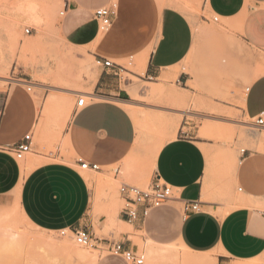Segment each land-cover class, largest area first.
Masks as SVG:
<instances>
[{
  "label": "crops",
  "instance_id": "crops-1",
  "mask_svg": "<svg viewBox=\"0 0 264 264\" xmlns=\"http://www.w3.org/2000/svg\"><path fill=\"white\" fill-rule=\"evenodd\" d=\"M110 3L116 4L117 15L110 31L102 34L94 12ZM207 3L214 15L239 28L244 42L264 51V0ZM62 16L59 32L67 48L85 51L97 61L110 59L122 69L100 65L95 81L88 87L86 107L75 108L66 132L74 164L38 165L34 157L28 172L3 149L19 143L29 133H33L34 140L40 110L24 85H0V213L18 207L23 219L40 230L86 229L95 235L99 185L86 179L79 161L97 164L101 170L96 173L108 175L110 168L123 165L137 154L140 135L139 116L122 77L128 70L119 61L126 60L132 66L136 58H141L142 72L133 73L141 81L171 75L190 54L194 34L182 12L162 6L159 0H65ZM24 72L20 79L30 82ZM126 104L136 113L124 108ZM262 113L264 74L248 88L243 108L244 117L253 124ZM261 129L264 131V127ZM255 139L264 145L262 137ZM38 148L33 142V153L41 158ZM156 156L152 178L158 173L173 187V204L153 210L144 224L163 228L168 219H174L179 243L193 254H210L218 264L264 258V152L216 149L213 144L179 134ZM119 175L120 169L115 181ZM247 200H254L256 205L240 206ZM186 201L200 203V211L185 214ZM119 218L126 222L121 212ZM104 221L103 217L98 219L99 223ZM92 258L90 253L87 264Z\"/></svg>",
  "mask_w": 264,
  "mask_h": 264
},
{
  "label": "rangeland",
  "instance_id": "rangeland-1",
  "mask_svg": "<svg viewBox=\"0 0 264 264\" xmlns=\"http://www.w3.org/2000/svg\"><path fill=\"white\" fill-rule=\"evenodd\" d=\"M159 1L162 6L175 7L190 21L194 34L191 52L175 68V73L171 72L174 76L171 78L165 74L141 81L133 75L142 72L141 58H136L132 66L126 60L119 61L127 67L128 72L122 77L129 86L131 103L139 116L141 128H138L142 130L138 129L141 135L137 154L123 165L110 168L108 175L80 171L90 183H99L94 209L96 238L125 241L144 255L145 264H150L148 250L152 248L161 251L160 264H182L184 254L191 259L205 256L182 249L172 218L163 228L149 227L143 222L122 225L119 214L124 202L120 186L128 184L145 189L154 173L160 142L165 140V145L179 134L213 144L216 149L264 152V145L255 139L262 137L264 142V131L243 115L247 89L264 74V51L244 42L239 28L229 21L221 18L215 21L217 16L210 11L208 0ZM30 5L36 11L32 16L25 12ZM64 7L65 0H0V85L19 84L24 70L29 75L30 93L41 115L34 138L41 158L32 152L20 161L27 172L34 157L38 165L74 164L66 132L77 101L86 97L88 87L99 73L100 65L93 56L70 50L63 43L59 26ZM33 16L40 17L38 22ZM27 29L33 33L26 34ZM119 169V179L115 181ZM171 201L167 205L173 204ZM255 205L250 200L240 203V206ZM0 214V264H87L90 253L95 256L96 264H127L121 258L78 246L71 233L61 236L29 225L17 207ZM100 217L104 223L98 222ZM173 252L179 255L178 261ZM209 264L218 262L211 258ZM232 264H264V258Z\"/></svg>",
  "mask_w": 264,
  "mask_h": 264
},
{
  "label": "built area",
  "instance_id": "built-area-1",
  "mask_svg": "<svg viewBox=\"0 0 264 264\" xmlns=\"http://www.w3.org/2000/svg\"><path fill=\"white\" fill-rule=\"evenodd\" d=\"M64 13V12H63ZM62 13V15H63ZM117 15V6L115 3L100 8L94 12V18L99 24V30L106 33L113 25L114 18ZM218 21V17H215ZM31 29L26 30V34L30 35ZM99 65L105 69H111L116 64L110 59H100L97 61ZM22 85L27 87V91H32V83L28 81H19ZM248 90V89H247ZM87 105V97H82L77 101L76 108H84ZM255 126L264 127V113L259 115L255 120ZM33 133H29L22 141L15 145L4 147V151L12 153L18 161H22L25 157L33 152ZM82 170L100 171L101 167L97 164H91L84 161H79ZM122 201L124 202L121 209V218L129 224L141 223L149 217L151 212L155 209L165 207L174 198V189L167 184L156 173L152 178L150 184L145 188L122 184L119 189ZM183 211L185 214H192L200 211V203L193 201H186L183 204ZM58 233L61 236L72 234L74 242L85 249L97 250L107 256H114L123 259L127 264H145V257L140 254L138 250L127 247L121 241L98 239L86 229H78L74 231L60 230Z\"/></svg>",
  "mask_w": 264,
  "mask_h": 264
},
{
  "label": "bare ground",
  "instance_id": "bare-ground-1",
  "mask_svg": "<svg viewBox=\"0 0 264 264\" xmlns=\"http://www.w3.org/2000/svg\"><path fill=\"white\" fill-rule=\"evenodd\" d=\"M26 13H28V15H30V16H32L33 14H35L36 13V11H35V7L34 6H28L27 8H26V11H25ZM34 17V19L38 22V20L40 19V17H38V16H33ZM219 18V17H218ZM111 29V28H110ZM110 31V30H109ZM103 34V33H102ZM142 67H143V65H142ZM138 71H139V69H137ZM140 72V71H139ZM174 73H175V71H174ZM167 74V73H166ZM168 76H170V78H171V76H173L172 74L171 75H168ZM174 77V76H173ZM169 78V77H168ZM9 81V80H8ZM19 82V81H18ZM20 83V82H19ZM20 84H22V82L20 83ZM127 106V109L128 110H132L130 107H131V105H124V108ZM128 106H129V108H128ZM127 110V111H128ZM45 111V110H44ZM133 112H134V110H132ZM46 112H48L47 110H46ZM129 112V111H128ZM132 112V113H133ZM130 113V112H129ZM136 112H134V114H135ZM135 116V115H134ZM138 117V116H137ZM175 122V121H174ZM140 124H141V122H140ZM172 124V123H171ZM174 124V123H173ZM175 125V124H174ZM173 126V125H172ZM137 127H139V128H141V126H139V123L137 122ZM136 127V128H137ZM176 127V126H175ZM174 128V127H173ZM176 129V128H175ZM140 130V129H139ZM142 130H140V132H141ZM176 131V130H175ZM174 130H173V132H174V136H176V132H175ZM139 134V133H138ZM173 134V133H172ZM208 134V133H207ZM141 135V134H140ZM173 136V138H175ZM241 136V135H240ZM140 137V136H139ZM172 139V138H171ZM164 142L163 143H161L160 142V144H161V146H158L159 147V149L156 151V154L155 155H157L158 154V152H159V150L161 149V147H163V145H164V143H165V140H163ZM154 155V154H153ZM155 157H157V156H155ZM156 159V158H155ZM39 162V161H38ZM154 162H155V160H154ZM36 163V162H35ZM37 164V163H36ZM22 172V171H21ZM99 184V183H98ZM250 202L251 203H253V204H256L255 202H253V200H250ZM239 204V203H238ZM244 204L246 205V202H244ZM248 205V204H247ZM17 210L19 211V209H18V207H17ZM128 223V222H127ZM127 223L126 222H122V225H124L125 227L127 226ZM29 224V223H28ZM150 244V243H149ZM181 245V247H182V249L183 250H185V252H187V253H190V254H193L187 247H185L183 244H180ZM171 250V249H170ZM174 251V250H173ZM177 250H175V252H176ZM166 252V251H165ZM170 252V251H169ZM178 253H179V251H177ZM163 253H164V250H163ZM165 254V253H164ZM167 254V253H166ZM173 254H176V255H174V257H175V259H176V261H178V256H177V253H174L173 252ZM197 255H202V256H205V257H203V258H199V259H191V258H189L188 256L187 257H184V256H186L185 254H184V256L181 258V263L182 264H209L210 263V261H211V256H210V254H197ZM98 256V255H97ZM181 256V255H180ZM164 258V257H163ZM148 259H149V262H150V264H160V261H161V251L160 250H155V249H150V250H148ZM89 261V260H88ZM215 261V260H214ZM258 261V260H257ZM87 262V261H86ZM96 262V258H95V256H94V258H92L90 261H89V264H94ZM250 262V261H249Z\"/></svg>",
  "mask_w": 264,
  "mask_h": 264
}]
</instances>
